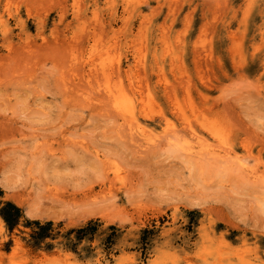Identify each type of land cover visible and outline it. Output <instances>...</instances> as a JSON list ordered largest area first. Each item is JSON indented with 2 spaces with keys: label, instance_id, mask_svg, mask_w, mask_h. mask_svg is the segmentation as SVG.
Listing matches in <instances>:
<instances>
[{
  "label": "rangeland",
  "instance_id": "374dc122",
  "mask_svg": "<svg viewBox=\"0 0 264 264\" xmlns=\"http://www.w3.org/2000/svg\"><path fill=\"white\" fill-rule=\"evenodd\" d=\"M0 264H264V0H0Z\"/></svg>",
  "mask_w": 264,
  "mask_h": 264
},
{
  "label": "bare ground",
  "instance_id": "6f19581e",
  "mask_svg": "<svg viewBox=\"0 0 264 264\" xmlns=\"http://www.w3.org/2000/svg\"><path fill=\"white\" fill-rule=\"evenodd\" d=\"M119 66V65H117ZM115 68V67H114ZM105 69V67H104ZM116 69V68H115ZM118 69H120V66L118 67ZM117 69V70H118ZM106 70V69H105ZM104 71V70H103ZM116 71V70H114ZM120 71V70H118ZM108 72V70H107ZM106 73V72H105ZM109 73V72H108ZM106 73V74H108ZM113 73V72H112ZM117 73V71L115 72ZM104 74V72H103ZM109 76V75H108ZM108 96L110 97L111 101H112V106L116 111H118L119 115L124 118V119H127V118H130V119H135L136 117V106L133 105V103L127 99L123 100L120 96V92H116L112 87L108 86L107 87V92ZM119 93V94H118ZM109 99V100H110ZM110 101V102H111ZM218 135V134H217ZM216 135V136H217ZM219 136V135H218ZM244 163H242L243 165ZM245 165V164H244ZM244 167V166H243ZM242 167V168H243ZM246 168V166H245ZM244 169V168H243ZM248 169H246L247 171Z\"/></svg>",
  "mask_w": 264,
  "mask_h": 264
}]
</instances>
